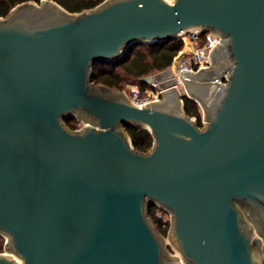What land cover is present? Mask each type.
Returning <instances> with one entry per match:
<instances>
[{"label":"water","instance_id":"water-1","mask_svg":"<svg viewBox=\"0 0 264 264\" xmlns=\"http://www.w3.org/2000/svg\"><path fill=\"white\" fill-rule=\"evenodd\" d=\"M192 30L211 65L139 106L94 62ZM202 110L189 116L177 85ZM74 113L89 123L72 130ZM148 130L136 151L124 125ZM171 214V254L148 205ZM0 264H260L264 259V0L26 1L0 17Z\"/></svg>","mask_w":264,"mask_h":264},{"label":"trees","instance_id":"trees-1","mask_svg":"<svg viewBox=\"0 0 264 264\" xmlns=\"http://www.w3.org/2000/svg\"><path fill=\"white\" fill-rule=\"evenodd\" d=\"M26 1L40 0H0V17L5 16L17 4ZM69 12H79L90 9L100 4L104 0H54ZM202 42V39L199 40ZM145 49H141V46ZM183 41L180 38L171 39L166 42H155L151 44H137L131 52L126 53L121 59L110 62H94L91 67V82L96 85H106L115 89H122L126 83H136L141 92L146 88L152 87L151 84L144 82L140 77L152 74L156 71L167 68L178 50L182 47ZM185 112L196 119L199 126L202 125V110L199 104L188 97L185 93L181 94ZM72 117H65L64 123L70 129L75 128ZM124 130L129 135L133 148L145 153L153 142L151 133L142 128L132 125H124ZM156 205L150 204L147 214L156 231L161 235H166L169 229L168 223H163L155 215ZM4 240L0 235V252L3 249Z\"/></svg>","mask_w":264,"mask_h":264},{"label":"built area","instance_id":"built-area-1","mask_svg":"<svg viewBox=\"0 0 264 264\" xmlns=\"http://www.w3.org/2000/svg\"><path fill=\"white\" fill-rule=\"evenodd\" d=\"M186 34L189 35V44L185 43L183 49L178 50L171 65L168 66L177 80H179L180 76L183 74L196 73L208 68L211 65V52L222 40V36H218L214 32L209 31L192 30L190 33ZM200 39H202V42H199ZM186 46H188L189 49H186ZM180 85L181 84L178 83L176 86L177 89H179ZM162 92L163 90L161 88L153 85L152 87L146 88L143 92L136 86L132 90V102L142 106L159 100ZM162 214L166 216V219H163ZM155 215L160 218L163 223H171V214L167 209L156 205ZM260 264H264V259Z\"/></svg>","mask_w":264,"mask_h":264},{"label":"rangeland","instance_id":"rangeland-1","mask_svg":"<svg viewBox=\"0 0 264 264\" xmlns=\"http://www.w3.org/2000/svg\"><path fill=\"white\" fill-rule=\"evenodd\" d=\"M179 38L182 39V41H183V45H182V47H181L180 49H183V47L185 46L184 44H185V43H188L189 35H188V34H184V35H182V36L179 37ZM185 41H186V42H185ZM189 46H191V45H189ZM144 47H145L144 45L141 46V49H145ZM180 49H179V50H180ZM190 49H191V48H190ZM176 54H177V53H176ZM173 59H174V57H173ZM173 59H172V61H173ZM171 63H172V62H171ZM170 65H171V64H170ZM170 65H169V66H170ZM156 72H157V71H156ZM154 73H155V72H154ZM152 74H153V73H152ZM136 86L138 87V84L129 82V83H126L122 89H115V88H112V89H113V90H116V91H120V92H125V99H126V100H130V102H132V90H133ZM178 90H179L180 94H184V93H185L184 87H183L182 85H180V87H179ZM71 119H72V121L75 123V128L72 129V130H78V129H80L85 123H89V122L87 121V119H85L84 115L79 114V113H74V116H72ZM63 120H64V118H63ZM117 128H118L119 130H123V131H124V128H123L122 126H119V127H117ZM162 216H163V219H166V216H165V215L162 214ZM169 228H170V222H169ZM168 231H169V229H168ZM168 231H167V234H166V235H163L164 238L166 239V246H167V248H168V250L170 251L171 254L180 255L179 252L175 249V247L171 244L170 239H169V233H168ZM0 235L3 237V240H4L3 249H2V252H0V253H6V254H9V255H12V256H14V258H15L17 261H20L16 254H14V253L11 252V251H7V250H5V247H4V246H5L6 241H7V239H8L7 236H6V234H0Z\"/></svg>","mask_w":264,"mask_h":264},{"label":"crops","instance_id":"crops-1","mask_svg":"<svg viewBox=\"0 0 264 264\" xmlns=\"http://www.w3.org/2000/svg\"><path fill=\"white\" fill-rule=\"evenodd\" d=\"M189 44V43H188ZM186 49H189V47L188 46H186Z\"/></svg>","mask_w":264,"mask_h":264}]
</instances>
